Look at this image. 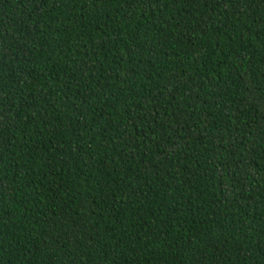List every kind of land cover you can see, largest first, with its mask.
<instances>
[{
  "label": "trees",
  "instance_id": "1",
  "mask_svg": "<svg viewBox=\"0 0 264 264\" xmlns=\"http://www.w3.org/2000/svg\"><path fill=\"white\" fill-rule=\"evenodd\" d=\"M0 264H264V0H0Z\"/></svg>",
  "mask_w": 264,
  "mask_h": 264
}]
</instances>
